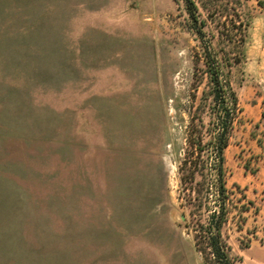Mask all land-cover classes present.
I'll use <instances>...</instances> for the list:
<instances>
[{
    "label": "rangeland",
    "instance_id": "rangeland-1",
    "mask_svg": "<svg viewBox=\"0 0 264 264\" xmlns=\"http://www.w3.org/2000/svg\"><path fill=\"white\" fill-rule=\"evenodd\" d=\"M193 2L196 24L184 0H0V264H213V55L237 101L222 232L264 264V0Z\"/></svg>",
    "mask_w": 264,
    "mask_h": 264
},
{
    "label": "trees",
    "instance_id": "trees-1",
    "mask_svg": "<svg viewBox=\"0 0 264 264\" xmlns=\"http://www.w3.org/2000/svg\"><path fill=\"white\" fill-rule=\"evenodd\" d=\"M184 5L193 23H197V9L193 0H184ZM206 48V47H205ZM212 50L207 52V57L210 58ZM211 62L210 74L213 84V98L215 102L222 99L225 102L221 108L217 119L219 124L217 132L213 135L210 141L207 142L211 147L210 173L213 176L210 181L213 182L215 190L214 206L208 204L210 181L206 183L205 190L202 195H196L198 199L199 213L198 219L194 221L193 230L195 231V241L198 250L203 254L206 261L213 264H235V258L231 254V248L225 239L222 229L228 219L229 209L227 207V188L225 182V156L224 150L228 145V132L231 128L234 112L236 111L237 101L234 91L232 90L229 81L223 78L220 65L217 63L216 57L213 55ZM215 60V62H214ZM222 77H221V76ZM233 114V115H232ZM232 115V116H231ZM201 149H199L200 151ZM196 167V165H195ZM191 182H194L193 175ZM208 174V173H207ZM193 190L195 188L192 187ZM210 207V208H209ZM208 212V213H206ZM193 215H196L195 213Z\"/></svg>",
    "mask_w": 264,
    "mask_h": 264
}]
</instances>
